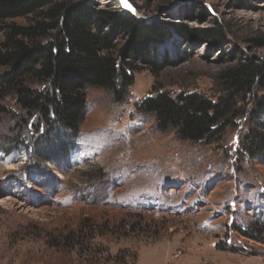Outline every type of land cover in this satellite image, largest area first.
<instances>
[{
  "label": "rangeland",
  "instance_id": "374dc122",
  "mask_svg": "<svg viewBox=\"0 0 264 264\" xmlns=\"http://www.w3.org/2000/svg\"><path fill=\"white\" fill-rule=\"evenodd\" d=\"M122 1L50 0L0 18V50L14 27L61 28L64 10L43 13L53 6L119 13ZM127 1L136 26L161 28L164 39L150 60L131 29L96 27L111 34L109 52L132 83L119 94L87 87L78 133L47 124L0 88V264H264V159L242 146L262 90L227 76L264 61V0ZM160 92L227 98L216 133L189 140L160 129L141 108Z\"/></svg>",
  "mask_w": 264,
  "mask_h": 264
},
{
  "label": "trees",
  "instance_id": "16d2710c",
  "mask_svg": "<svg viewBox=\"0 0 264 264\" xmlns=\"http://www.w3.org/2000/svg\"><path fill=\"white\" fill-rule=\"evenodd\" d=\"M49 2L0 0V18L27 15ZM62 10L65 11V20L59 29L54 22L47 24L41 21L36 26L14 27L0 50V67L8 68L0 74V88L11 89L19 106L27 111L39 112L47 124H59L76 134L86 110L87 87H105L119 94L132 83L125 66L109 52L111 34L102 35L96 27L107 21L115 28L131 29L147 58L152 44L163 40L165 31L143 23L136 26V17L126 9L119 13H96L82 4L57 5L43 13L54 19ZM56 29L59 31L52 39L42 40ZM182 31L189 33L185 28ZM20 33L31 42L26 43L17 37ZM221 35L212 33L206 37ZM135 49L130 48L127 53L134 56ZM240 75H244V85L256 83L262 90L249 111L253 126L246 132L242 146L251 157L264 159V61L256 65L243 64L227 74L235 83ZM36 83L42 84L43 89L39 91L29 86ZM227 102V98L221 103H212L197 95L173 97L167 92H160L146 98L141 108L155 113L160 129L172 128L182 139L200 140L216 133L213 127L224 115L223 104L225 106Z\"/></svg>",
  "mask_w": 264,
  "mask_h": 264
},
{
  "label": "water",
  "instance_id": "95a60500",
  "mask_svg": "<svg viewBox=\"0 0 264 264\" xmlns=\"http://www.w3.org/2000/svg\"><path fill=\"white\" fill-rule=\"evenodd\" d=\"M122 3H123V6L125 7L126 10H128V11L134 10V7L127 0H123Z\"/></svg>",
  "mask_w": 264,
  "mask_h": 264
},
{
  "label": "bare ground",
  "instance_id": "6f19581e",
  "mask_svg": "<svg viewBox=\"0 0 264 264\" xmlns=\"http://www.w3.org/2000/svg\"><path fill=\"white\" fill-rule=\"evenodd\" d=\"M75 160V159H74ZM75 162H76V160H75Z\"/></svg>",
  "mask_w": 264,
  "mask_h": 264
},
{
  "label": "snow or ice",
  "instance_id": "6c2138e0",
  "mask_svg": "<svg viewBox=\"0 0 264 264\" xmlns=\"http://www.w3.org/2000/svg\"><path fill=\"white\" fill-rule=\"evenodd\" d=\"M127 6V5H126Z\"/></svg>",
  "mask_w": 264,
  "mask_h": 264
}]
</instances>
